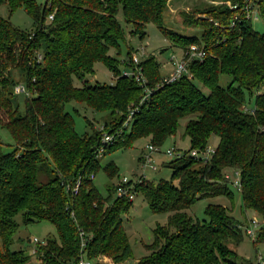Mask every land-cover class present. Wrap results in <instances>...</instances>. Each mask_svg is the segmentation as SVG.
<instances>
[{
    "label": "trees",
    "instance_id": "1",
    "mask_svg": "<svg viewBox=\"0 0 264 264\" xmlns=\"http://www.w3.org/2000/svg\"><path fill=\"white\" fill-rule=\"evenodd\" d=\"M173 1L47 0L43 5L39 0H0L10 13L23 8L35 23L29 33L0 16V131H7L15 144L12 152H0V264H32V256L11 249L19 215L25 224L48 221L56 228L58 239L37 245L40 264L75 262L81 231L92 237L91 259L109 257L118 264L132 258L123 215L133 202L128 196L115 198L116 186L104 197L91 176L101 169L110 179L119 175L114 162L102 167L95 152L103 132L122 129L135 109L132 130L123 129L104 155L132 148L141 139L162 147L184 119L190 154L206 151L210 139L219 138L207 163L186 153L163 164L173 170L171 180L142 178L135 186L152 213L168 215L167 224L154 229V241L138 264H254L239 263L231 247L244 237L226 207L209 205L207 221L195 220L187 211L204 197L226 195L233 202L227 172H239L243 210L262 220L254 244H264V34L228 4L243 6L247 0H210L181 13L184 25L202 26L201 35H179L165 25ZM254 1L264 18V0ZM120 15L131 26V36L144 39L147 25L154 24L176 48L204 45L205 59L189 65L191 78L184 75L161 88L160 64L154 57L145 59L140 66L147 83L141 86L123 76L121 62L110 55L112 49L120 53L121 42H127ZM99 62L113 74L114 84L89 83L87 76L95 74ZM122 64L135 69L130 48ZM221 75L232 78L227 88L219 85ZM19 83L31 94L24 110L14 93ZM147 88L154 91L142 102ZM246 93L256 96L252 112L245 108ZM72 102L101 115L102 130L87 120L92 133L78 134L66 111ZM78 182L75 195L71 189Z\"/></svg>",
    "mask_w": 264,
    "mask_h": 264
},
{
    "label": "rangeland",
    "instance_id": "2",
    "mask_svg": "<svg viewBox=\"0 0 264 264\" xmlns=\"http://www.w3.org/2000/svg\"><path fill=\"white\" fill-rule=\"evenodd\" d=\"M47 0H39L40 4H45ZM211 2L210 0H176L172 2L169 7L168 13L165 16V25L174 30L182 36H200L202 33V26L188 27L184 25L181 17L182 12H191L194 8L203 6ZM256 13L253 15L252 25L254 29L260 34H264V18L260 14L261 5L255 9ZM239 12H242L239 10ZM239 14V13H236ZM0 16L9 20L14 26L23 31L32 33L35 30V23L33 19L27 14L23 8H19L13 13H10L6 4L0 6ZM122 26L126 29L127 42H121V52L117 53L115 49L110 52L111 56H116L120 63V70L124 73L127 68L122 64L128 58L130 48V55L133 57L140 49H145V55H140L141 61L154 57L161 66V74L163 77L168 76L172 71L170 64L173 57H180L182 50L174 47L172 41L166 38L154 24H148L146 28V37L140 39L133 37L129 34L131 26L125 23L123 15L119 16ZM185 76L191 78L190 72H186ZM89 83L95 85L97 83L111 85L114 84L116 79L113 74L105 67L102 62L95 65V74L87 76ZM232 82V78L227 75H221L219 85L227 88ZM196 86L208 95L209 90L200 82L195 81ZM76 86L81 84L76 81ZM30 95L19 94L16 95L21 109L24 110L25 103ZM256 107V96H250L246 93L245 108L247 112H252ZM68 111L75 119V130L78 134L84 135L92 133V129L87 125V120L92 121L96 129H101L102 116L89 109L85 104L72 102L66 106ZM188 119L181 121V126L178 129L176 136L167 140V142L160 147V151L153 155L157 170L150 167H144L143 162L145 156L149 153V141L147 139L138 140L132 148L114 151L111 154L104 155L99 158L102 167L108 163L114 162L119 169V175L110 179L106 172L101 169L94 178V184L100 193L107 197L109 195V188L118 186L120 181L126 177L132 183H136L139 178L148 180L150 182L158 183L162 179L171 180L173 170L164 166V163H169L174 159L175 154L181 152L191 156L190 154V141L184 136L185 125ZM132 124V122H131ZM129 130H132L130 125ZM219 142L217 136L210 139L208 148L215 151ZM15 149V144L11 139L9 133L5 130L0 131V152L10 153ZM174 149V156H168L167 151ZM230 178L229 189L233 195V202L226 195L210 196L201 198L191 209L187 211L190 217L199 221H207L206 209L209 205H221L226 207L230 214L235 218L243 230V241L239 246L231 245L240 257L239 263L253 262L259 264L260 257H264V244H254V238L246 235L245 228L249 225L251 219L256 218L262 223L260 216L251 211L243 210V197L240 190L235 185V181L239 180V175L234 171L227 172ZM116 198V194H113ZM16 222L19 225V231L15 237V242L11 246L12 250H22L26 255L32 256V264H40L33 253L36 249L34 239L37 238L41 242L48 239H58V234L55 226L48 221L33 222L25 224L21 215L16 217ZM168 215L152 213L147 202L141 194H136L133 205L123 215V223L127 231L130 244L133 250V256L125 262V264H138L139 261L148 254L146 245H150L154 241V229L157 225L165 226L167 224ZM103 257L97 260L98 264H107L106 259Z\"/></svg>",
    "mask_w": 264,
    "mask_h": 264
},
{
    "label": "built area",
    "instance_id": "3",
    "mask_svg": "<svg viewBox=\"0 0 264 264\" xmlns=\"http://www.w3.org/2000/svg\"><path fill=\"white\" fill-rule=\"evenodd\" d=\"M228 4L232 8V10H234V11L241 10L242 12H244L245 17L248 20L253 19V15L256 13L255 9L257 8V6L259 7V4H257L254 0H247L245 5H243V6H237V5L232 6L231 3H228ZM237 13H239V12H237ZM236 19H237V16H236ZM206 54L207 53H206L204 45L195 44V45L190 46L187 50H182V54L179 58L173 57V59H171L170 64L172 66V71L168 76L163 77L162 82L158 85L157 88L164 87L165 85L174 83L177 80H179L180 78H182L186 74V72L189 71V65L193 61H200V62L203 61L206 57ZM140 55H145V49L144 48H140L135 53V55L132 57V63L134 65L135 69L134 70L127 69L124 73H122V75L126 76L128 78H132V79L136 80V82L139 83L141 86H144V85H146L147 81L143 75V69L140 66V63L142 62ZM153 91H154L153 89L147 88L146 93H145V97L142 99V102L148 101L150 99V96L152 95ZM14 93L16 95H19L22 93L27 94V95H31L30 91L28 90V88L26 87V85L24 83H19V84L15 85L14 86ZM135 111H136V109L132 110L129 113L126 121L124 122L122 129L116 130L113 133H110L107 131L103 132L102 138H101V144H100V146H98V148L96 149V152H95L96 159H99L100 157L104 156L106 148L116 141V139L122 133L123 129H129V127L131 125V121L134 118ZM102 128L103 127H101V130H102ZM148 149H149L150 155L145 156L143 166L144 167H150L153 170H157L153 155L160 151V147L150 144ZM174 152H175L174 149L168 150L167 155L172 157V156H174ZM213 152H214L213 150L207 148L206 151L201 152V153L197 152V151H193V152H191V156L197 160H201L203 163H207L210 160ZM183 156H184V154H182L181 152H178L177 154H175L174 159L175 158H181ZM236 174L239 175V172H236ZM91 178L94 179L95 176L92 175ZM141 181H142V178H139L136 183H132L128 178L124 177L117 186L116 196L118 198L128 196L129 201L133 202L135 199V196L137 194L136 191L134 190V188ZM235 185L240 190V188H241L240 179L235 181ZM68 188H69V186H68ZM79 188H80V184L78 182L71 189L72 193L75 195L78 194ZM261 226H262V223H260V221L258 219L253 218L250 220L249 225L246 226L245 229H246V232L249 235V237L256 239ZM79 236H80V240H81L80 241V255H79V258L75 262H73L72 264H98L97 260L91 259L88 255V246L91 242L92 237H88L87 234L83 231H81L79 233ZM34 243L36 244V247H37L38 244H43L44 242H41L39 239L35 238ZM35 252H36V249L33 250V253H35ZM100 259H99V261H100ZM125 262L118 263V264H125ZM106 263L107 264H116L110 258L106 259ZM259 264H264V257H260Z\"/></svg>",
    "mask_w": 264,
    "mask_h": 264
},
{
    "label": "water",
    "instance_id": "4",
    "mask_svg": "<svg viewBox=\"0 0 264 264\" xmlns=\"http://www.w3.org/2000/svg\"><path fill=\"white\" fill-rule=\"evenodd\" d=\"M202 19H205V17H202Z\"/></svg>",
    "mask_w": 264,
    "mask_h": 264
},
{
    "label": "crops",
    "instance_id": "5",
    "mask_svg": "<svg viewBox=\"0 0 264 264\" xmlns=\"http://www.w3.org/2000/svg\"><path fill=\"white\" fill-rule=\"evenodd\" d=\"M173 2H176V0H174Z\"/></svg>",
    "mask_w": 264,
    "mask_h": 264
}]
</instances>
